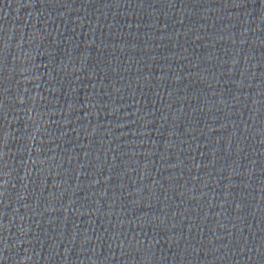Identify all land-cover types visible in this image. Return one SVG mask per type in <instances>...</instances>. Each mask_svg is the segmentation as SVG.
I'll use <instances>...</instances> for the list:
<instances>
[{
    "label": "water",
    "instance_id": "obj_1",
    "mask_svg": "<svg viewBox=\"0 0 264 264\" xmlns=\"http://www.w3.org/2000/svg\"><path fill=\"white\" fill-rule=\"evenodd\" d=\"M0 264H264V0H0Z\"/></svg>",
    "mask_w": 264,
    "mask_h": 264
}]
</instances>
